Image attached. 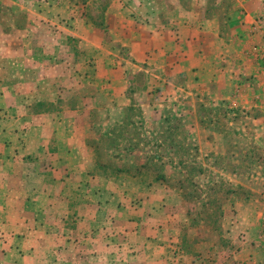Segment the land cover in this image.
I'll return each mask as SVG.
<instances>
[{"label":"rangeland","instance_id":"1","mask_svg":"<svg viewBox=\"0 0 264 264\" xmlns=\"http://www.w3.org/2000/svg\"><path fill=\"white\" fill-rule=\"evenodd\" d=\"M173 1L0 0L4 103L68 119L83 199L108 189L137 236H122L129 250L139 246L154 264H264L263 180L248 189V176L233 172L248 167L235 154L264 158L251 149V113L187 94L196 88L183 72H174L177 87L159 80L173 74L170 56L161 58L153 32L138 27L170 29L182 15ZM117 4L131 12L122 16Z\"/></svg>","mask_w":264,"mask_h":264},{"label":"crops","instance_id":"2","mask_svg":"<svg viewBox=\"0 0 264 264\" xmlns=\"http://www.w3.org/2000/svg\"><path fill=\"white\" fill-rule=\"evenodd\" d=\"M189 1L188 8L179 0L172 2L171 9L182 15L177 21L170 19V29L162 22L153 31L138 26L153 32L150 40L159 45L161 58L170 56L171 78H158L177 87L174 72L179 76L183 72L186 82L196 88L187 94L199 96L205 104L250 112L254 134L249 142L255 147L251 149L263 151L264 68L254 63L262 38L258 24L264 19V0ZM117 6L122 16L131 12ZM8 97L0 89V264H38V259L43 264H132L130 259L154 264L145 250L139 246L129 250L127 242H121L122 236L134 242L137 236L120 219L122 207L109 201L107 188L93 190V200L83 199L80 175L85 170L73 163L82 155L68 119L23 112L19 105L4 103ZM76 112L68 110L67 117ZM253 153L235 154V159L248 157V167L233 171L248 176L243 185L236 182L248 189L258 178L264 185V158ZM140 230L141 226L135 231L139 236Z\"/></svg>","mask_w":264,"mask_h":264},{"label":"built area","instance_id":"3","mask_svg":"<svg viewBox=\"0 0 264 264\" xmlns=\"http://www.w3.org/2000/svg\"><path fill=\"white\" fill-rule=\"evenodd\" d=\"M259 29L262 33L261 43L255 50V58L264 67V19L259 20Z\"/></svg>","mask_w":264,"mask_h":264}]
</instances>
